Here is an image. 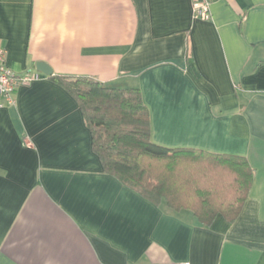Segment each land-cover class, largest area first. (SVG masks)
I'll list each match as a JSON object with an SVG mask.
<instances>
[{"label":"crops","instance_id":"obj_1","mask_svg":"<svg viewBox=\"0 0 264 264\" xmlns=\"http://www.w3.org/2000/svg\"><path fill=\"white\" fill-rule=\"evenodd\" d=\"M0 46L36 78L0 107V264H264V0H0ZM137 87L150 138L244 156L238 217L204 226L104 173L74 98L38 71Z\"/></svg>","mask_w":264,"mask_h":264},{"label":"trees","instance_id":"obj_2","mask_svg":"<svg viewBox=\"0 0 264 264\" xmlns=\"http://www.w3.org/2000/svg\"><path fill=\"white\" fill-rule=\"evenodd\" d=\"M76 101L104 173L158 206L189 209L208 226L217 214L234 221L254 179L244 156L169 148L150 138L140 89L87 76L48 75Z\"/></svg>","mask_w":264,"mask_h":264},{"label":"built area","instance_id":"obj_3","mask_svg":"<svg viewBox=\"0 0 264 264\" xmlns=\"http://www.w3.org/2000/svg\"><path fill=\"white\" fill-rule=\"evenodd\" d=\"M213 0H192L194 17L204 20L210 18V5ZM36 78L31 70L16 73L6 63V51L0 46V107L14 105V92L18 86L27 84ZM181 264H191L184 261Z\"/></svg>","mask_w":264,"mask_h":264},{"label":"water","instance_id":"obj_4","mask_svg":"<svg viewBox=\"0 0 264 264\" xmlns=\"http://www.w3.org/2000/svg\"><path fill=\"white\" fill-rule=\"evenodd\" d=\"M35 67L38 71L42 72L43 74L50 75L51 69L46 65L44 62L37 61Z\"/></svg>","mask_w":264,"mask_h":264}]
</instances>
